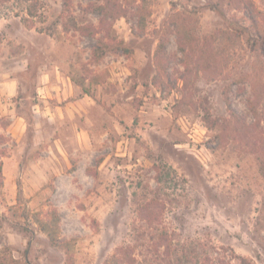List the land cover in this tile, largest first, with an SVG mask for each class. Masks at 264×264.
Masks as SVG:
<instances>
[{"label": "rangeland", "instance_id": "374dc122", "mask_svg": "<svg viewBox=\"0 0 264 264\" xmlns=\"http://www.w3.org/2000/svg\"><path fill=\"white\" fill-rule=\"evenodd\" d=\"M113 1L0 0V260L264 264V0Z\"/></svg>", "mask_w": 264, "mask_h": 264}, {"label": "trees", "instance_id": "16d2710c", "mask_svg": "<svg viewBox=\"0 0 264 264\" xmlns=\"http://www.w3.org/2000/svg\"><path fill=\"white\" fill-rule=\"evenodd\" d=\"M27 1H29V4L26 8V12L29 16H34L35 15V9H36L35 4L39 3V0H27ZM142 8L145 11V6L141 4V9ZM91 11L93 13L99 15L101 20H102V17H104V18H107V17L108 18L109 17L117 18V17L121 16L122 14H124V10L121 8V5L116 4V2L113 0H104V2H102V3L94 4L91 7ZM169 19H170L171 24L175 28H177V19L173 18L172 16L169 17ZM137 25H138L139 29H141V30L145 28L146 19H145V15L143 13H139V12L137 13ZM95 29L96 28H92V27L90 28L89 26H82L80 28L82 33H85L88 35H93L95 32L94 31ZM164 48H165L164 41L159 40V42L157 44V48L155 50V55L158 56V54H161L164 51ZM156 56H155V58H156ZM54 219L55 220L58 219V216L55 212H54ZM48 233H49L50 242L53 245L64 246V247H66V249H68L69 242H67V241L60 242L57 240V238L54 235H52V233H50V232H48ZM166 247H167V249H169L168 244L166 245ZM113 258L115 259L116 257H113ZM16 263H17V260L11 258V262H9V264H16ZM0 264H7V262L4 260H0ZM104 264H110V260H109V262L107 260Z\"/></svg>", "mask_w": 264, "mask_h": 264}]
</instances>
